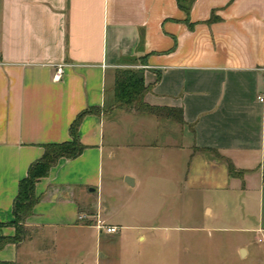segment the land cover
Segmentation results:
<instances>
[{
  "label": "crops",
  "instance_id": "0c3cea01",
  "mask_svg": "<svg viewBox=\"0 0 264 264\" xmlns=\"http://www.w3.org/2000/svg\"><path fill=\"white\" fill-rule=\"evenodd\" d=\"M186 17L176 0H0V237L16 234L9 224L14 200L43 145L70 140L77 115L100 109L80 125L82 154L61 158L37 182L40 200L24 222L26 238L0 248V261L56 264L42 257L55 251L60 236L107 234L93 224L97 218L121 229L116 241L125 238L126 226L108 222L89 192L99 190L105 158L114 157L115 137L127 124L137 136L161 128L162 144L150 148L160 150L162 171L179 173L181 186L207 191L219 208L236 197L258 204L264 216V0H196L191 25ZM121 69L142 71L149 87L144 102L181 109L183 120L108 109ZM143 143L129 150L124 176L131 185L123 181L129 188L142 185ZM215 202L204 203L202 213L213 216ZM82 213L87 218L79 221ZM159 222L136 237L149 241V251L126 259V250L122 256L94 246L93 264H186V245L195 248L210 236L184 204ZM238 247L249 255L246 244Z\"/></svg>",
  "mask_w": 264,
  "mask_h": 264
},
{
  "label": "rangeland",
  "instance_id": "374dc122",
  "mask_svg": "<svg viewBox=\"0 0 264 264\" xmlns=\"http://www.w3.org/2000/svg\"><path fill=\"white\" fill-rule=\"evenodd\" d=\"M114 96L115 85L108 91V99L111 101L109 106L113 104ZM136 108L137 105L133 104L128 106L126 111L137 113L138 109ZM107 110L106 113L109 112ZM122 130L121 134L115 137L114 157L105 158L103 181L99 190L89 192V194L92 196L90 199L94 207H97L99 202L103 204L104 218H107L108 222H117L126 226L122 231L125 238L116 241L121 229L112 235H98L96 234L97 229H91V232L87 231L82 239L60 236L56 240L55 251L47 252L42 257L44 262L93 264L94 246L100 247L103 252L110 246L115 249L117 255H122L126 250L130 253L126 255V259L143 253L145 250L149 251L147 250L151 248L149 241L139 242L136 240L139 232H145L146 225L162 224L163 222H159L162 218L164 220L165 217L170 218L171 215H175L180 206L184 204L186 209H194L195 215H199L200 222H195V225L201 226L200 233L206 235L207 238L210 235L206 242H196L195 248L186 245L184 254L186 264L190 257L194 259V264H264V216L260 217L261 212L258 204L254 207L242 203L236 197L229 204L228 209L219 208L216 200L212 199L207 191H190L188 187L181 186L179 173L173 171L171 167L162 171L160 150L150 148L152 147L150 144L153 142H156L158 146L162 144L161 128L159 131L153 130L140 135L142 137L131 132L132 127L128 124ZM136 139L141 144L144 140L145 143L140 148L145 150L148 157L145 158V168L140 173L142 185L140 184L137 189H134L124 186L123 181L126 182L124 172L130 171L128 154L129 150L133 148L132 143L137 141ZM80 196L78 193V197ZM211 200L215 202V213L210 217L204 215L202 210L204 203L211 202ZM244 215H246V219L241 217ZM79 221L84 220L79 219ZM93 224L97 226L98 222L95 221ZM245 227H260L262 229L255 233L244 230ZM24 233L26 238L27 231L24 230ZM107 238H110L111 241H107ZM243 244L247 245L249 255L243 254L241 257L238 246Z\"/></svg>",
  "mask_w": 264,
  "mask_h": 264
},
{
  "label": "trees",
  "instance_id": "16d2710c",
  "mask_svg": "<svg viewBox=\"0 0 264 264\" xmlns=\"http://www.w3.org/2000/svg\"><path fill=\"white\" fill-rule=\"evenodd\" d=\"M178 7L186 13L185 21L190 23V12L196 0H176ZM140 70L121 69L117 71L115 79V96L114 102L109 109H124L136 104L138 112H147L156 116H173L178 121H182L181 109H170L166 107L152 106L144 102V95L149 87L145 86L143 78L139 76ZM98 108H88L81 111L71 123L69 133L71 139L63 142L46 143L43 145L44 153L42 157L31 163L28 174L20 181L18 194L14 200V220L9 224L16 229L13 237H0V248L8 243H19L25 238L24 222L30 216L35 206L39 202L36 194V184L43 178L47 177L51 169L56 166L63 157L68 159L77 158L82 154L85 146L80 141L79 128L84 117L89 113H98ZM232 168V167H231ZM0 264H14L12 262L0 261Z\"/></svg>",
  "mask_w": 264,
  "mask_h": 264
},
{
  "label": "built area",
  "instance_id": "2783aa9c",
  "mask_svg": "<svg viewBox=\"0 0 264 264\" xmlns=\"http://www.w3.org/2000/svg\"><path fill=\"white\" fill-rule=\"evenodd\" d=\"M63 65H60V66H58L57 67V70H56V74H55V79L56 80H59L61 77H62V74H63ZM259 99L261 100V101H264V97H262V96H259ZM80 220H84V219H86L87 218V215H85V214H81V215H79V217H78ZM97 222H98V229H99V231L101 232V233H107V234H115V233H117L118 231H119V227L118 226H116V225H110V224H106V223H104L101 219H99V218H97V220H96Z\"/></svg>",
  "mask_w": 264,
  "mask_h": 264
},
{
  "label": "water",
  "instance_id": "95a60500",
  "mask_svg": "<svg viewBox=\"0 0 264 264\" xmlns=\"http://www.w3.org/2000/svg\"><path fill=\"white\" fill-rule=\"evenodd\" d=\"M139 76H140V78H143V73H142V71L139 72ZM126 182H127L128 184L131 185V183H130V178H127V179H126ZM90 190H91V191H94L95 189H94V188H91ZM241 254H242V255L244 254V249H241Z\"/></svg>",
  "mask_w": 264,
  "mask_h": 264
}]
</instances>
